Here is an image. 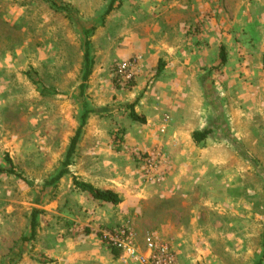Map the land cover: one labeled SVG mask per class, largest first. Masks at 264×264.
Segmentation results:
<instances>
[{
  "label": "rangeland",
  "instance_id": "374dc122",
  "mask_svg": "<svg viewBox=\"0 0 264 264\" xmlns=\"http://www.w3.org/2000/svg\"><path fill=\"white\" fill-rule=\"evenodd\" d=\"M123 64L130 80L116 77ZM86 110L69 173L44 188ZM74 178L123 201H94ZM120 230L135 258L104 240ZM147 239L177 264L261 258L264 0H0V264H98L111 251L144 264Z\"/></svg>",
  "mask_w": 264,
  "mask_h": 264
},
{
  "label": "trees",
  "instance_id": "16d2710c",
  "mask_svg": "<svg viewBox=\"0 0 264 264\" xmlns=\"http://www.w3.org/2000/svg\"><path fill=\"white\" fill-rule=\"evenodd\" d=\"M108 12H109V10L106 12V14ZM86 36H88V33H86ZM221 51H222L221 60L224 63L225 57L223 55V48ZM83 52H84L83 53V70H84V72H83V76H82L83 84H82L81 88L84 87L83 85L85 84V82L89 78V76L91 74V69L93 66L92 60L90 58L89 42L87 40V37L84 41ZM130 110H131L130 118L133 122H138L140 124L145 123L144 118H141V117L137 116V114H135V112L132 110V106H130ZM89 114H90L89 110H86L82 113L80 125H79L78 129L76 130L74 137L71 139V142H70L69 148L67 150L65 160L62 164L61 169L56 173V175L51 180H49L48 182H46L44 184V188L52 187L53 185L57 184L65 175H67L69 173L68 167L70 165L71 157L75 153V148H76V145H77L79 137H80L81 129L84 127L85 122H86ZM209 133L210 132L208 130H205L202 132H195L193 134V139H194L195 143L198 144V143L202 142L203 140H205L206 137L209 135ZM73 186L75 189L79 190L80 192L89 195L94 201H98V202L108 204V205H112V206H118L119 204H121V198L119 197V195L117 193L111 191V190L97 189L90 184L79 182L75 178L73 179ZM36 227H37V211H34L32 214L31 222H30V237L28 239H26V241H31L35 237ZM263 263H264V249H263V252H262V255H261V258H260L258 264H263Z\"/></svg>",
  "mask_w": 264,
  "mask_h": 264
},
{
  "label": "built area",
  "instance_id": "2783aa9c",
  "mask_svg": "<svg viewBox=\"0 0 264 264\" xmlns=\"http://www.w3.org/2000/svg\"><path fill=\"white\" fill-rule=\"evenodd\" d=\"M115 73L116 77L123 80H130L133 75L132 67L125 64L118 66ZM154 162L155 160L150 159L147 165L151 167ZM104 240L109 247L122 252L128 258H135L137 255L133 235L128 230H120L114 235H107ZM142 261L144 264H177L170 246L159 239L145 241Z\"/></svg>",
  "mask_w": 264,
  "mask_h": 264
},
{
  "label": "crops",
  "instance_id": "0c3cea01",
  "mask_svg": "<svg viewBox=\"0 0 264 264\" xmlns=\"http://www.w3.org/2000/svg\"><path fill=\"white\" fill-rule=\"evenodd\" d=\"M170 62H168V64H167V66L165 67V69H166V71L164 72V74H166L167 75V73H168V70H169V68H170ZM121 201H123L122 199H121ZM126 222H127V220H126ZM116 252L117 251H111L110 253L109 252H105V255H106V257L104 256H102L101 254L100 255H98L99 257H98V259L99 260H97L98 261V264L100 263V264H138V262H136V261H132V262H129L128 263V261H123V259H121L122 257L120 256V257H118V255H116ZM144 253V252H143ZM121 255L124 257V258H126L127 256H125L124 254H122L121 253ZM128 258V257H127ZM128 260V259H127Z\"/></svg>",
  "mask_w": 264,
  "mask_h": 264
}]
</instances>
